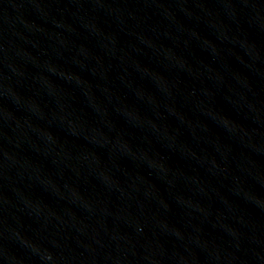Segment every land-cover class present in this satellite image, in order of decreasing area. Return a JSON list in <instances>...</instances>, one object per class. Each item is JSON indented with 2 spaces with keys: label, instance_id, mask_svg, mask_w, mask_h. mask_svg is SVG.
I'll return each mask as SVG.
<instances>
[{
  "label": "water",
  "instance_id": "95a60500",
  "mask_svg": "<svg viewBox=\"0 0 264 264\" xmlns=\"http://www.w3.org/2000/svg\"><path fill=\"white\" fill-rule=\"evenodd\" d=\"M171 264H264V0H224Z\"/></svg>",
  "mask_w": 264,
  "mask_h": 264
}]
</instances>
